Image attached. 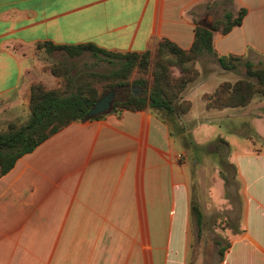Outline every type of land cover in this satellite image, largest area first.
Segmentation results:
<instances>
[{
  "label": "crops",
  "instance_id": "obj_1",
  "mask_svg": "<svg viewBox=\"0 0 264 264\" xmlns=\"http://www.w3.org/2000/svg\"><path fill=\"white\" fill-rule=\"evenodd\" d=\"M240 8L245 13L239 24L213 30V49L251 62L264 59V0H0L2 109L27 114L33 81L60 86L48 67L54 62L66 63L72 74L109 63L87 51L48 52L38 42L92 41L108 50L142 52L165 37L188 48L197 24L211 27ZM201 12L208 23L197 18ZM216 12L222 13L210 14ZM224 80L200 70L182 92L190 108L175 123L150 107L110 109L68 123L17 158L0 175V264H186L193 207L200 209L192 196L199 187L192 189L189 150L175 124L192 132L199 145L218 136L229 143L227 148L216 141L235 166L231 179L240 213L219 264H264V97L256 95L243 106L206 107L203 95ZM194 100L201 115L192 111ZM209 112L215 119L204 118ZM186 115L195 119L192 128ZM238 119H243L238 126L229 125ZM250 128L262 141L249 135ZM181 153L184 159L178 160ZM169 205L171 221L180 211L175 223L181 234L171 249L170 230L160 252L152 242V216Z\"/></svg>",
  "mask_w": 264,
  "mask_h": 264
},
{
  "label": "trees",
  "instance_id": "obj_2",
  "mask_svg": "<svg viewBox=\"0 0 264 264\" xmlns=\"http://www.w3.org/2000/svg\"><path fill=\"white\" fill-rule=\"evenodd\" d=\"M244 13V8H240L235 15L226 12L224 17L214 21L211 27L197 24L193 41L188 48H182L165 37L156 42L153 50L146 49L142 52L108 50L92 41L70 44L54 43L50 40L38 42L37 46L44 47L48 52L58 49L69 56H75L87 51L93 57L106 60L115 66L108 71L80 70L72 74L68 66L55 63L51 64L49 69L59 76L63 87L47 88L40 81L31 82L28 119L21 124L11 121L5 130L0 131V175L6 173L17 158L32 151L44 139L68 123L88 118L89 108L101 93L110 89L119 93L118 97H114L111 110L150 107L162 110L167 118L175 123L180 114L190 108V101L180 99V95L188 82L197 76V68L194 66L197 57L206 53L212 54L224 69H235L240 62V55L217 54L214 51L212 33L215 29L228 31L233 25L241 22ZM166 52L171 54V58L163 57ZM153 56L155 67L151 71L150 80L147 72ZM243 63L247 77L223 81L212 92L204 94L206 107L243 106L256 95L264 96V66L255 67L248 59ZM172 66L178 68V74L172 72ZM132 85L142 87V91L134 94L128 90ZM102 115L103 113H100L92 118ZM175 126L182 147L191 152L192 158L198 159L203 146L197 144L189 132L176 124ZM216 141L227 148L229 146L228 141L221 136H218ZM220 164L224 175L227 168H232L234 173L235 166L227 158H220ZM193 211L199 224L202 212L196 206ZM226 245L228 242L219 247L220 259Z\"/></svg>",
  "mask_w": 264,
  "mask_h": 264
},
{
  "label": "rangeland",
  "instance_id": "obj_3",
  "mask_svg": "<svg viewBox=\"0 0 264 264\" xmlns=\"http://www.w3.org/2000/svg\"><path fill=\"white\" fill-rule=\"evenodd\" d=\"M226 5L228 4L226 3ZM221 13L222 12H216L214 14H210L216 17ZM196 16L198 19L203 18L204 23H208V20L205 18V14L203 12L197 13ZM170 56L171 54H169L168 52H166L165 54L163 53V57L171 58ZM154 57L155 56L152 57V60L149 65V70L147 72V76L150 78V80L152 79L151 71L155 67L153 64ZM244 60V58H241L240 62L237 63L235 69L222 70V67L219 65L218 61L212 54H203L195 59L194 66L197 68V76L193 80L188 82V84L198 78L200 70H202V74H204L207 70L209 73L214 72L215 74H219L220 76L228 79L224 81H235L238 78L247 77L246 66L243 63ZM252 60V63L255 67L264 66V59L262 58L255 56L252 57ZM56 63H59L62 66H67V64L62 61ZM53 64H55V62ZM114 66V64L102 61L101 63L94 65L93 69L97 71H108ZM171 69L174 74L179 73L178 68L176 66H172ZM57 77L59 78V76ZM188 84L186 85V87L188 86ZM133 86L135 87L136 85L130 86L128 90L132 91ZM60 87H63V84H61ZM134 91L141 92L142 87L138 86L137 88H135ZM182 92L180 95V99H184L182 98ZM118 96L119 93H115V97ZM257 96L264 97L263 95ZM198 104L199 100H194V107L192 111L196 114L200 113V106ZM16 111H18L19 114L13 113ZM199 115H201V113ZM28 117L29 108L28 113L26 114L25 112H23V109H2V104L0 103V131L5 130L9 122L12 121L16 124H21L24 123L28 119ZM182 117L185 118L183 113L180 118ZM215 117L216 116L213 112H209L206 114V116H204L205 119H215ZM186 118L188 122V127L192 128V123L195 121V119L190 118L188 115H186ZM198 119L203 118L202 116H199ZM242 121L243 119H238V123L234 121L235 124L229 125L233 127L238 126L240 123H242ZM251 129L252 128H250L249 130V135L252 136L255 141H259V136L256 135ZM242 130L243 129H241V132H247L245 131V129L244 131ZM228 133H231V131H229ZM214 139H211L205 144H203V151L200 152V158L196 162H191L190 159L192 155L191 152L188 151L190 159H187V163L190 167L192 175V189L194 191L196 187H199L198 195H193L192 199L193 202L196 204H198L199 202V207L203 212V220L202 225L199 226V224H197L195 220L194 214H192L191 226L189 227L188 258L186 260V264H219V247L224 245L229 240V235L232 232V229H234V227L236 226L238 215L240 213L239 197L236 193L237 183L236 181H233L231 179V175L233 172L232 168H227L228 170L226 174L228 178L226 181H224L223 178L222 181L219 179L222 176L220 172V158H226L227 148L225 146L220 147L217 144L218 142H216ZM183 159L184 155L182 153L179 154L178 160ZM179 212V210L175 211L174 221H171L170 205L166 208V210H164V208L161 209L158 207L153 212V218L151 223V236L154 250L160 252L165 250V247L168 243L170 230H172L170 240L171 249H174L175 245L177 246V244H175L174 242V239H177L180 236L181 230L178 227V224L175 223V221L177 219V216L179 215Z\"/></svg>",
  "mask_w": 264,
  "mask_h": 264
},
{
  "label": "water",
  "instance_id": "obj_4",
  "mask_svg": "<svg viewBox=\"0 0 264 264\" xmlns=\"http://www.w3.org/2000/svg\"><path fill=\"white\" fill-rule=\"evenodd\" d=\"M138 86L132 87V92L138 94L139 92L134 91ZM115 90L110 89L106 92L101 93L100 97L87 111V117H92L100 113L108 112L112 107V102L115 97Z\"/></svg>",
  "mask_w": 264,
  "mask_h": 264
}]
</instances>
